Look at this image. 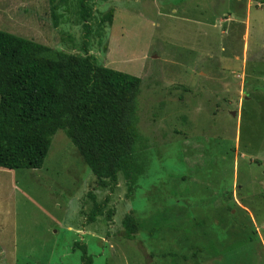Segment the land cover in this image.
Masks as SVG:
<instances>
[{"label":"rangeland","instance_id":"obj_1","mask_svg":"<svg viewBox=\"0 0 264 264\" xmlns=\"http://www.w3.org/2000/svg\"><path fill=\"white\" fill-rule=\"evenodd\" d=\"M85 8L89 36L82 0H0V30L142 79L140 171L100 188L64 130L0 168V264H264V0Z\"/></svg>","mask_w":264,"mask_h":264},{"label":"trees","instance_id":"obj_2","mask_svg":"<svg viewBox=\"0 0 264 264\" xmlns=\"http://www.w3.org/2000/svg\"><path fill=\"white\" fill-rule=\"evenodd\" d=\"M85 51V56L68 54L0 30V168L41 169L53 137L64 130L100 188L113 192L122 171L128 179L138 176L142 79L106 67ZM104 207L96 203L89 222ZM122 225L125 236L134 239L132 218ZM75 247L83 264H93L87 245Z\"/></svg>","mask_w":264,"mask_h":264}]
</instances>
